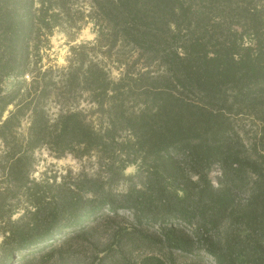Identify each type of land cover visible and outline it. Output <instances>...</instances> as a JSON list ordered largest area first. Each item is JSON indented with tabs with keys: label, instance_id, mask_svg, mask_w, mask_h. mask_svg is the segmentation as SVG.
Returning <instances> with one entry per match:
<instances>
[{
	"label": "trees",
	"instance_id": "1",
	"mask_svg": "<svg viewBox=\"0 0 264 264\" xmlns=\"http://www.w3.org/2000/svg\"><path fill=\"white\" fill-rule=\"evenodd\" d=\"M72 1L0 0V264L119 210L87 264H264V0ZM40 150L97 169L36 178Z\"/></svg>",
	"mask_w": 264,
	"mask_h": 264
},
{
	"label": "rangeland",
	"instance_id": "2",
	"mask_svg": "<svg viewBox=\"0 0 264 264\" xmlns=\"http://www.w3.org/2000/svg\"><path fill=\"white\" fill-rule=\"evenodd\" d=\"M81 4H84L85 7L86 0H73L72 8H82V6H80ZM79 24L80 27L78 29L75 27H65L63 31L54 30L49 39L50 48L48 50V58L51 63L56 65L64 64L68 45L77 43L81 40H90L93 38L94 34L92 32L91 24L89 22L82 24L79 21H75V26ZM69 36H72L73 40H70ZM61 61H63V63H61ZM240 125L247 135L250 134L251 123L247 118H242ZM36 155L38 156V162L34 167L33 172V176L36 178L42 177L43 175H41V173L47 177L54 175L55 181L57 182L61 179L60 177L62 175H65L68 172L70 176H74L80 170L87 174H93L97 169L94 162L95 160L92 157L87 159L83 158L81 160L73 159L69 155H65L61 158H54L45 150L38 151ZM217 172V168L213 167L209 175L212 180H214V176H216ZM99 175L101 177L100 180H105L106 173L104 170L100 171ZM115 189H121V185L117 184ZM117 212L116 217L109 223H104L102 219H98L92 223L87 227V230H90V228H92V230L88 231V234H86L85 237H73L68 240L65 239L63 241L59 240L53 242L51 246H48L49 248H44L40 252L28 253L24 255V258L14 256L7 264H20L21 259H27L33 256L38 257L41 252H48V255H41L42 258H36L33 260L32 264H87L90 261L91 256L94 254L95 247L101 246V243L107 239V236L114 226L118 223L122 225L127 222L126 220H129V217L124 211L119 210ZM120 216H123V218Z\"/></svg>",
	"mask_w": 264,
	"mask_h": 264
},
{
	"label": "clouds",
	"instance_id": "3",
	"mask_svg": "<svg viewBox=\"0 0 264 264\" xmlns=\"http://www.w3.org/2000/svg\"><path fill=\"white\" fill-rule=\"evenodd\" d=\"M89 38H91V37H89ZM61 63H63V61H61ZM73 163H74V162H73ZM131 171H132V169H127L125 174H128V173L131 172Z\"/></svg>",
	"mask_w": 264,
	"mask_h": 264
}]
</instances>
